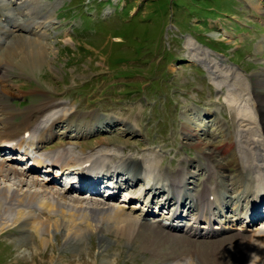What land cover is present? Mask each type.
Here are the masks:
<instances>
[{
    "label": "rangeland",
    "instance_id": "374dc122",
    "mask_svg": "<svg viewBox=\"0 0 264 264\" xmlns=\"http://www.w3.org/2000/svg\"><path fill=\"white\" fill-rule=\"evenodd\" d=\"M16 1L28 2L32 7L33 0H0L8 5L6 11L15 19L20 16L14 13ZM57 5L51 12V25L39 31L45 35L41 40L51 45L47 46L49 63L41 72L31 75L16 63L0 65V127L11 115L9 120L13 124L28 115L33 122L51 111L41 112L45 102H58L53 111L67 108L70 116L65 122H57V136H49L44 143L47 148L42 147L47 152L39 154L48 153L56 158L65 141L77 156L92 155L104 148L117 154L122 150L135 151L137 159L144 153H156L164 170L173 174L184 166L190 170L186 177L190 192L186 194L191 200L205 185H214L218 180L215 185L220 189L224 184L220 191L227 199L232 201L243 194L241 185H232L230 178L225 180L221 173L234 176L238 171L235 158L239 127L234 121L241 122L236 117L241 107L247 111L246 121L252 122L253 133L249 134L262 133L261 116L255 112L250 92L264 88V0H59ZM188 39L202 46L214 63L224 62L223 76L219 78L226 81L223 89L221 82L210 78L204 61L188 58ZM233 88H247L248 92L242 106L232 114L226 112L224 101L227 90ZM18 137L12 135L8 140H19ZM48 150L58 151L55 154ZM210 154L223 162L221 172L208 173L207 168H201L208 164ZM117 168L127 176L129 169L122 170L118 164L93 171L98 175L99 171ZM129 175L139 183L143 181L140 174ZM46 176L45 172L43 179ZM135 182H130L132 188L125 184V190L129 189L127 195H117L114 202H148L147 194L142 201L125 200L142 186ZM190 187L202 189L197 192ZM163 194L160 193V199ZM242 200L249 205L250 201ZM186 202L189 198L184 203L187 205ZM152 204L159 213L155 219H162V213L172 208L169 205L159 210L156 202ZM188 217L183 220L189 222L191 216ZM174 220L181 223L176 221L177 217ZM198 224H204V220ZM22 228L13 225L0 234V264H176L174 253L184 248L199 247L225 257V252H230L225 248L236 243L233 247L239 246V233L235 230L195 236L187 234L183 226L167 234L166 230L144 225L130 241L106 222L102 230L91 231L80 240H65L64 231L55 232L52 240L40 247L36 246L37 234ZM150 237L158 239V245L151 246V241H146ZM259 251L252 253L249 261L230 259L220 264L251 263L256 255L258 258Z\"/></svg>",
    "mask_w": 264,
    "mask_h": 264
},
{
    "label": "bare ground",
    "instance_id": "6f19581e",
    "mask_svg": "<svg viewBox=\"0 0 264 264\" xmlns=\"http://www.w3.org/2000/svg\"><path fill=\"white\" fill-rule=\"evenodd\" d=\"M58 3L59 0L45 2L33 0L31 7L28 2L17 3L16 1L18 5L16 9L14 8V13L20 14L17 19H15V15L10 12L7 13L8 5L0 3V9L6 11L2 12L1 15L7 14L6 20L0 21V65H15L16 63L17 66L27 70V73L31 75L41 72L49 63L47 46L50 47L51 45L46 40H41V38L44 39L43 36L45 35H41L39 31L42 28L43 30L44 28L47 29L51 25L54 20L51 17V12L58 6ZM21 16L23 18H20ZM185 47L188 58L193 61H204L209 70L210 78L214 79L215 82H221L219 86L223 89L226 81L219 78L223 76L222 66H224V62L217 61L214 63L210 54L190 39L186 41ZM229 70L234 74L233 69ZM246 92H248L247 88L227 90L226 94L224 93L226 112L230 111L233 114L237 111V107H241L245 100ZM5 93L2 91V94L5 95ZM250 94L253 95L255 112L260 113L261 116L262 133L258 135L256 133L249 134L250 132L253 133V127L250 126L252 122L246 121L247 111L241 107L236 116L241 122L234 121V124L239 127L236 137L238 154L235 158L238 163V171L234 176L221 173L225 180L232 181V185L238 184L245 190L243 194L237 199H232V201L223 196L224 191H220L217 185L212 187L205 185L202 192L195 194L191 200L186 194L190 192L189 187H186V177L190 172L185 166L179 168L175 174L164 170L160 164L161 157L156 153H144L137 159L135 151L127 153L122 150L117 154L112 149L104 148V151H96L92 155L77 156L75 153H71L69 147L64 148L63 146L60 147L61 151L56 158H51L48 153H37L42 141L57 134V122H65L67 121L65 118L70 116V109L67 108L61 109V111H53L54 107L59 106L58 102H45L40 107L41 112L51 111L46 116L37 115L38 117L36 116L37 118L33 122H31L33 119L29 118L27 114L28 116L19 123L13 124L9 120L11 115L2 121L0 127V234L10 226L20 225L37 234L38 245L36 246L41 247L52 240L55 232L64 231L65 240H80L91 231H99L106 222H110L117 233L124 234L130 241L140 234L144 225L164 232L168 231L167 234L172 230L177 232L183 226L184 229H182L187 234L195 236L211 233L215 235L222 233V231L235 230L239 233L237 235L239 246L233 247L238 245L237 243L233 246H227L228 248L225 249L230 252L224 251L225 257L218 252H205V250L193 246L177 251L180 252V255L177 252L174 253L176 264H220L222 260L230 259L246 262L249 261L248 258L252 256V253L259 250L262 253L259 251L258 258L256 255V258L247 264H264V226L257 227L256 224L254 225L260 220L258 218L261 217L259 203L264 199V88H257ZM185 125L189 127L191 124L185 123ZM82 128L78 129V133H81ZM26 131L30 133L35 131V134H40V140L36 143L24 142L22 134ZM12 135L19 136L15 145H12V140H8ZM65 144L63 142L61 145ZM22 150L24 153L20 155L19 152ZM13 152H18V156L15 154L9 157L8 154ZM25 154H28L30 162L29 167L24 166V168L20 166L21 161L26 159ZM114 156L121 158L116 159ZM141 158H143L142 162L140 161ZM207 158L209 159L208 164L201 168H207L208 173H212L213 170L221 172V167L224 166L223 162L217 160L213 154L208 155ZM18 159L20 161L17 162ZM84 162H86L84 166L94 174V178H98V175L101 176L99 179L108 178L106 185L114 183L116 184L115 187L124 190L125 184L128 188L130 182L134 184L137 180L135 176L132 178L129 173L132 175L140 174L143 177V181L139 180L142 186L137 190V193L133 190L135 196L130 195L128 202L135 199L139 200L145 194L150 198L149 201L145 204L144 202L134 205L120 204L112 202V199L101 197L102 195L96 190L89 191L86 187L80 191H75L72 187L58 183L61 175L74 173L73 171L80 168ZM116 164L123 167L122 170L124 168L129 169L127 176L125 173L124 175L119 173L117 171L119 168L99 171L98 175L93 171V168L104 169L111 165L116 166ZM55 166L57 172L52 175L50 171ZM41 167H44V172L47 173L45 179L39 174L40 171L38 170ZM116 173L121 177L125 176L120 178L121 183L117 180L113 181ZM104 187L108 191L110 190L108 186ZM160 193H164L161 199L159 198ZM209 195H214V198L210 200ZM186 198H189V202H186L187 205L184 204ZM159 199L160 202H158ZM242 199L250 201L249 205H244ZM153 202H156V209L159 210L169 205H172V208L162 213V219H155L159 213L157 214V211L153 210ZM241 206L244 207L243 210L240 209ZM182 211L186 212L185 216H183ZM151 216L154 221L150 220ZM188 216H191V220L186 222L190 218ZM174 217H177L176 221H181V223L174 222ZM179 217H182L181 220ZM201 220H204V224L199 225ZM213 221H216L218 225H213ZM230 221H233V226L229 225ZM145 222L149 224L146 225ZM153 239L150 237L146 241H151V246L158 245L156 243L159 242L158 239L156 241ZM180 259L184 260L183 263L180 262Z\"/></svg>",
    "mask_w": 264,
    "mask_h": 264
}]
</instances>
